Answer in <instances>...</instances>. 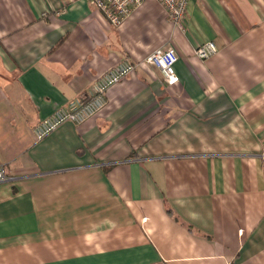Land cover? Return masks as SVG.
Returning <instances> with one entry per match:
<instances>
[{"label":"crops","instance_id":"crops-1","mask_svg":"<svg viewBox=\"0 0 264 264\" xmlns=\"http://www.w3.org/2000/svg\"><path fill=\"white\" fill-rule=\"evenodd\" d=\"M214 41L208 59L195 47ZM178 52L168 85L146 58ZM134 71L83 123L34 128ZM0 264H264V0H0Z\"/></svg>","mask_w":264,"mask_h":264},{"label":"built area","instance_id":"built-area-1","mask_svg":"<svg viewBox=\"0 0 264 264\" xmlns=\"http://www.w3.org/2000/svg\"><path fill=\"white\" fill-rule=\"evenodd\" d=\"M102 11L114 26H120L145 0H89ZM164 7L171 23L182 26L190 0H158ZM218 52L214 41H206L195 47V54L201 59H208ZM178 52L173 45L155 49L147 58L146 63L158 67L168 85H176L180 77L176 71ZM136 65L123 60L100 75L94 83V90L84 100L76 99L69 104L57 108L45 117L35 128L37 140H41L56 130L62 123L72 121L83 123L97 115L107 104L108 89L123 81L135 69ZM9 179L5 166L0 165V183Z\"/></svg>","mask_w":264,"mask_h":264}]
</instances>
